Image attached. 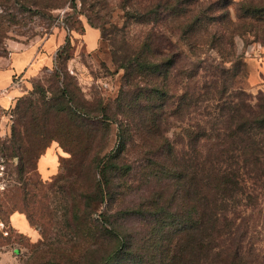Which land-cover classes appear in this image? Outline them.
<instances>
[{
    "label": "trees",
    "instance_id": "16d2710c",
    "mask_svg": "<svg viewBox=\"0 0 264 264\" xmlns=\"http://www.w3.org/2000/svg\"><path fill=\"white\" fill-rule=\"evenodd\" d=\"M77 2L0 0V6L16 3L52 17ZM232 4L120 0L127 19L146 30L115 49L125 73L114 105L80 97L70 80L51 96L36 83V102L18 99L17 141L2 144L4 156L11 150L25 159L31 149L23 141L34 139L48 146L69 136L76 144L68 147L64 170L43 183L55 197L48 221L37 224L24 210L41 239L23 264H264V254L246 247L252 221L264 225V92L234 86L246 63L235 55V34L218 28L228 23ZM236 10L247 22L237 33L264 19L263 0H241ZM226 45L230 65H214V79L201 84L202 50ZM181 46L199 62L181 66L188 55ZM70 48L67 37L56 63L70 58ZM113 125L116 144L108 149Z\"/></svg>",
    "mask_w": 264,
    "mask_h": 264
},
{
    "label": "rangeland",
    "instance_id": "374dc122",
    "mask_svg": "<svg viewBox=\"0 0 264 264\" xmlns=\"http://www.w3.org/2000/svg\"><path fill=\"white\" fill-rule=\"evenodd\" d=\"M241 0H233L230 6L231 17L227 22L222 21L218 28L226 35L235 34V55L241 57L246 63V73L239 72L234 86H243L249 93L257 95L264 92V19L256 20L245 28L241 33L234 31L237 27L247 26L245 20H238L237 6ZM257 1V0H255ZM264 3V0H263ZM126 11L121 7L120 0H88L84 5L80 0L76 8H71L68 4L61 9L54 10L52 17L40 14L23 12L16 3L3 7L0 6V67L7 64L12 52L17 48L27 45L41 44L47 37L58 29L62 30L66 37L71 39L68 60H57L51 68L44 69L40 75L31 81L30 88L25 84V94L38 101L40 95L35 92L34 85L40 83L48 89L51 96L62 81H72L80 97L93 101L102 99L106 104L114 105L123 87L124 69L119 67L115 61V49L122 38L126 37L138 39L142 36L146 27L142 24L134 23L127 19ZM95 24L101 32L99 46L96 50L89 52L85 48V32L88 26ZM206 46L199 66L200 83L212 81L216 70L213 66L219 63L229 66L228 58L230 47ZM181 50L188 55L183 56L180 61L181 66H189L191 63H198L195 56H190L184 46ZM227 59V60H226ZM59 72L61 79H56L55 73ZM65 74V75H63ZM20 97V98H22ZM18 98V99H20ZM15 101L13 108L3 109L0 107V148L2 144L12 147V129L17 126L18 115L14 109L18 103ZM53 126V125H52ZM112 135L108 149L116 144V126L113 125ZM22 131L18 127V132ZM70 137H64L63 141L57 139L47 143L44 140L23 141L24 147L30 153L23 160L14 157L11 150L4 156L0 151V264H23V261L30 256L34 243L29 237L19 233L12 227L10 222L11 214L24 210L34 217L37 224L47 222L48 206H53L54 194L46 188L43 179L37 169L38 156L43 155L51 147H55V159L57 160V173L52 176V181L65 167L67 160L71 157L68 152L70 145L75 146L70 141ZM85 144L92 142L84 140ZM34 153L32 154V150ZM25 165V177L31 178L32 182L26 185V180L21 178L20 166ZM25 192L28 193L27 205L24 201ZM246 247L264 254V225L256 218L250 225ZM15 250V251H14ZM17 250V251H16ZM11 252L13 258L2 257L3 252Z\"/></svg>",
    "mask_w": 264,
    "mask_h": 264
},
{
    "label": "crops",
    "instance_id": "0c3cea01",
    "mask_svg": "<svg viewBox=\"0 0 264 264\" xmlns=\"http://www.w3.org/2000/svg\"><path fill=\"white\" fill-rule=\"evenodd\" d=\"M84 37L87 51L92 52L98 48L101 38L99 29L88 26ZM66 39V34L58 29L41 44L18 47L15 52H12L7 64L0 67V91L6 90L5 94L0 96V107L13 108L15 101L25 94V84L30 88L34 78L38 77L44 69L54 66L57 52L65 44ZM55 158V147H51L38 159L37 169L43 179L48 180L57 173ZM10 222L13 228L29 237L33 243L41 239L39 230L31 225L25 213L14 212L11 214ZM10 253L3 252L2 257L13 258Z\"/></svg>",
    "mask_w": 264,
    "mask_h": 264
},
{
    "label": "built area",
    "instance_id": "2783aa9c",
    "mask_svg": "<svg viewBox=\"0 0 264 264\" xmlns=\"http://www.w3.org/2000/svg\"><path fill=\"white\" fill-rule=\"evenodd\" d=\"M5 92H6V90H1V91H0V96H1V95H4Z\"/></svg>",
    "mask_w": 264,
    "mask_h": 264
}]
</instances>
